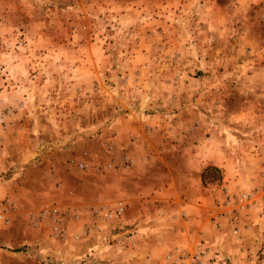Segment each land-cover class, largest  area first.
Segmentation results:
<instances>
[{
    "label": "rangeland",
    "instance_id": "1",
    "mask_svg": "<svg viewBox=\"0 0 264 264\" xmlns=\"http://www.w3.org/2000/svg\"><path fill=\"white\" fill-rule=\"evenodd\" d=\"M178 253L264 264V0H0V264Z\"/></svg>",
    "mask_w": 264,
    "mask_h": 264
},
{
    "label": "built area",
    "instance_id": "2",
    "mask_svg": "<svg viewBox=\"0 0 264 264\" xmlns=\"http://www.w3.org/2000/svg\"><path fill=\"white\" fill-rule=\"evenodd\" d=\"M81 166H83V165L81 164ZM241 196L242 197H240V199H239L240 201H243L247 197L246 194H242ZM124 209H125L124 206L122 205V203H120L116 207V209L114 211L107 212L106 215H107V217H113V216L114 217H120L123 214ZM60 221H61L60 218L57 216V227H58V230L60 228L59 225H58L60 223ZM182 255L183 254L178 253V255L176 257H174L173 254H170L169 256H167L166 264H186L185 260L183 258H180L179 257V256H182ZM190 258H191V261H193V262H194L195 259H197V261L199 262V264L202 263V261H203L202 260L203 257L201 255H199V254L198 255L194 254Z\"/></svg>",
    "mask_w": 264,
    "mask_h": 264
}]
</instances>
